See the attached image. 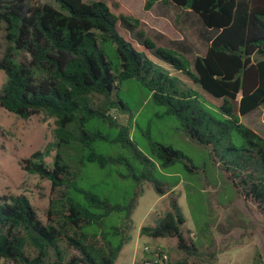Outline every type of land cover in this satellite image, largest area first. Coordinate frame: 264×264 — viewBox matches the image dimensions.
Segmentation results:
<instances>
[{
  "label": "trees",
  "instance_id": "16d2710c",
  "mask_svg": "<svg viewBox=\"0 0 264 264\" xmlns=\"http://www.w3.org/2000/svg\"><path fill=\"white\" fill-rule=\"evenodd\" d=\"M158 2L201 18L199 35L208 46L193 68L144 32L134 33L139 21L116 15L104 0H0V21L11 43L0 59L7 76L0 104L24 119L43 112L56 125L54 140L21 163L51 182L47 222L26 195L0 197V263L116 264L131 238L143 184L151 183L159 195L179 184L176 176L168 187L159 174L188 158L186 153L150 135L149 153L143 152L130 136V124L111 114L131 112L120 96L129 79L140 80L190 138L221 153L234 184L264 215V137L239 117L264 104V0H145L144 8ZM20 51L30 58L17 61ZM173 71L221 99V116ZM52 151L51 166L46 157ZM195 220L206 236L210 224ZM185 222L173 197L171 210L141 233L175 237L178 248L195 255L206 240L188 243ZM255 264H264L261 254Z\"/></svg>",
  "mask_w": 264,
  "mask_h": 264
},
{
  "label": "rangeland",
  "instance_id": "374dc122",
  "mask_svg": "<svg viewBox=\"0 0 264 264\" xmlns=\"http://www.w3.org/2000/svg\"><path fill=\"white\" fill-rule=\"evenodd\" d=\"M104 1L116 15L130 16L139 21L138 30L134 33L142 31L153 41L174 50L186 58L192 68L196 55L206 51L208 43L199 35L202 20L187 9L158 2L146 10L145 0ZM26 2L53 3V0ZM175 41H181L182 45L177 46ZM10 44L6 23L0 21V59ZM29 58L28 54L20 51L15 59L21 61ZM173 73L185 82L184 88L197 91L206 106L221 116V99L211 96L185 75ZM6 79V73L0 69V94ZM148 94L147 87L140 80L125 81L120 96L131 112L112 110L111 114L120 123L130 124V136L143 152L149 153L150 135L155 141L183 150L188 158L169 167L163 175L159 174L168 187L174 183L176 176L181 178L179 184L170 188L165 195H159L151 183L143 184V194L132 215L131 238L124 245L116 264H143L151 256L146 247L151 251L163 248L169 254L170 262L186 259L187 264H255L258 254L264 260V215L234 184L231 177L233 170L227 169L225 159L220 158L221 153H215L211 147L190 138L180 128L179 121L166 113V107L157 105ZM236 112L239 115L237 104ZM239 117L241 122L264 137V104ZM55 126V118L43 112L24 119L0 104V197L26 195L44 222H47L46 210L54 196L51 182L38 174L28 173L21 163L35 151L44 150L54 140ZM54 155L55 151H52L46 157L51 166ZM173 197L186 217L182 226L186 241L200 244L206 240L195 255L188 256L178 248L175 237L153 238L141 233L142 226H155L171 210ZM195 218L200 220L201 225L210 224L206 236L200 235ZM209 240L211 244L207 242Z\"/></svg>",
  "mask_w": 264,
  "mask_h": 264
},
{
  "label": "built area",
  "instance_id": "2783aa9c",
  "mask_svg": "<svg viewBox=\"0 0 264 264\" xmlns=\"http://www.w3.org/2000/svg\"><path fill=\"white\" fill-rule=\"evenodd\" d=\"M146 251L151 252L150 248L146 247ZM169 260V254L162 251L161 248L155 250L152 257L144 260L143 264H163Z\"/></svg>",
  "mask_w": 264,
  "mask_h": 264
},
{
  "label": "crops",
  "instance_id": "0c3cea01",
  "mask_svg": "<svg viewBox=\"0 0 264 264\" xmlns=\"http://www.w3.org/2000/svg\"><path fill=\"white\" fill-rule=\"evenodd\" d=\"M190 12V11H189ZM155 42V41H154ZM157 45H159V46H163V45H161L159 42H155Z\"/></svg>",
  "mask_w": 264,
  "mask_h": 264
},
{
  "label": "water",
  "instance_id": "95a60500",
  "mask_svg": "<svg viewBox=\"0 0 264 264\" xmlns=\"http://www.w3.org/2000/svg\"><path fill=\"white\" fill-rule=\"evenodd\" d=\"M240 96H242V92H240Z\"/></svg>",
  "mask_w": 264,
  "mask_h": 264
}]
</instances>
